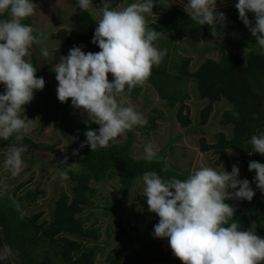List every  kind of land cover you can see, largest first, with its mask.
<instances>
[{
    "label": "trees",
    "instance_id": "16d2710c",
    "mask_svg": "<svg viewBox=\"0 0 264 264\" xmlns=\"http://www.w3.org/2000/svg\"><path fill=\"white\" fill-rule=\"evenodd\" d=\"M73 1L79 3L70 15L72 24L77 26L76 36L66 27L39 31L33 25L27 1L0 0V34H12L17 19L32 36L34 46L30 62L19 63L16 55L23 37L12 34L17 45L0 52V121L6 112H11L0 146L16 149L19 156L33 164L37 161L32 156L35 151H54L66 141V158L61 167L73 182L72 194L66 190L60 192L49 220L42 218L43 211L32 215L25 212V197L34 202L39 194L29 191L26 196L19 195L17 190L24 183L13 191L0 187V264H96L97 255L104 253L105 248L97 242L100 226L90 225L95 220H91L94 212L89 210L95 207L96 183L108 179L117 180L115 189L119 195L103 206L106 215H118V203L132 194L136 182L149 179L161 188L157 212L146 205L136 207L129 216L118 215L116 236L120 238L119 232H122L125 237L120 244L122 255L111 249L106 256L111 264H193L201 259L213 264L238 263V256L230 252V242L222 246L218 255L216 244L214 249L209 248L215 231L218 241L224 233L235 230L242 237L239 244L242 263L264 264V188L260 186L264 187V0H244L191 15L188 22L185 13L174 7L179 22L192 23L191 30L181 32L193 41L212 39L215 35L224 37L213 46L219 51V58L205 57L193 68L191 56H184L178 64L171 62V44L164 39L163 30L154 22H144L148 17L145 11L135 12L131 5L134 0H91L105 20L115 17L121 3L125 4V10H130L132 18L140 19L122 22L121 29L130 31L125 34L129 39L122 49L129 57L109 58L116 69L114 77L124 91L119 90L128 98L137 99L145 86L140 80L141 73L171 108L191 96L192 91L183 85L187 77L191 78L196 97L204 103L200 111L202 124L209 122L216 103L223 102L226 106L228 102L230 106L224 111L223 107L217 108L215 115L223 111L220 121L225 126L233 125V134L230 137L219 133L214 143L203 138L202 150L213 149L219 155L217 164L229 151L244 163L247 173L246 178L241 177L242 189L236 187L232 195L228 194L231 190L228 184L217 191L189 170L182 172L170 166L166 147L148 158L135 157L134 118L122 117L126 138L117 142L104 121L73 114L74 109L88 105L101 107V96L95 90L97 82L90 75L101 59L104 64L108 62L101 57L106 51L101 39L104 25L85 3ZM218 1L222 0L187 2L192 6H207ZM154 2L155 7L158 4L162 8L173 4L169 0ZM125 10H120V20L126 19ZM45 36L58 42L53 51L55 62L66 58L71 49L80 60L65 74L63 94L55 91L54 72L46 63L41 65V58L38 59L34 50L43 49ZM211 48L207 45L202 52ZM164 76L168 77L166 90L160 84ZM153 110L148 114V121L141 123L143 132L158 127L162 114ZM25 116L38 123V132L52 127L60 138L54 144L38 140L26 130ZM177 117L184 127L192 123L189 113L183 114L182 108ZM184 191L199 201L193 209L186 210L184 223L173 226L187 196ZM255 196L260 201L256 198L250 203L248 198Z\"/></svg>",
    "mask_w": 264,
    "mask_h": 264
},
{
    "label": "rangeland",
    "instance_id": "374dc122",
    "mask_svg": "<svg viewBox=\"0 0 264 264\" xmlns=\"http://www.w3.org/2000/svg\"><path fill=\"white\" fill-rule=\"evenodd\" d=\"M22 1H27L33 25L37 30L43 31L44 29L49 28L51 32L66 27L71 35H77V26L72 24L70 20V15L76 10V4L73 0ZM85 1L88 7L94 12V15L104 25L101 39L104 41L103 43L106 51L101 54V57L107 59L108 62L104 64L101 59V61L94 66V70L90 75L91 80L97 82L95 90L101 96V107L99 108L95 105H88L78 110L74 109L72 111L73 114L79 117H88L104 121L107 129L110 131L111 137L117 142H122L126 138L122 117L134 118V125L136 126V142L133 145V155L135 157L148 158L154 153L159 152L163 147H166V159L170 166L176 167L182 172L189 170L191 174L198 175L200 178L209 182L214 189H221L223 183L226 181L224 169L227 160L223 159L221 164H217L216 160L219 159V155L213 152V150L203 152L201 148L203 138L211 143L217 141L219 133H224L228 136L232 135L233 125L225 126L220 121L225 107L227 106L228 108L230 106L228 102H225L227 103L226 106H223V102L216 103L215 111L212 113L209 122L207 124H202L200 111L204 106V103L196 97L195 91L192 89L194 83L191 78L187 77L183 84H186L187 89L192 91L191 96L183 103L178 102L176 106L171 108L168 106L166 100H164L159 92L151 85V82L146 80V76L141 73L140 80L142 82L144 81L145 86L140 89L137 99L128 98L124 92L119 90H123V87L114 77L116 69L111 63L112 60L109 58L122 54V45L120 42L122 39H119L121 38L119 35L123 33V39L129 38L125 37V34L130 31L124 32L121 29L122 22H125L127 19L132 21L137 19L140 21V19H136L135 17L132 18L131 15H128L126 19L120 20L118 16L119 12L126 8L125 4L122 3L116 9L115 17L111 20H105L100 14H98L95 7L90 5V0ZM169 1H172L173 6L163 5L165 10L161 7L162 12L159 10L157 15L152 17L151 21L158 23L157 26L163 30L165 34L164 39H167V43L169 44L170 42L171 44L169 54L171 62L178 64L182 61L184 56H191V68H193L197 66L199 62L203 61L205 57L212 56L214 58H219L220 53L217 49H213V46L220 43L221 39H224V37L220 38L218 35H215L212 39H202L199 42L193 41L191 36L185 35L181 32L183 30H191L193 27L192 23L185 24L179 22L176 13L177 9L174 7H177L179 10L181 9V11L185 13V16L187 17L186 21L188 22L191 20V15L208 13L214 9L223 6H230L244 0H222L215 2L216 4L214 5L210 2L211 4L207 6H191L189 5L190 3H187L188 0ZM165 3L166 2L163 4ZM131 5L135 9V12L139 11L144 13L146 10V6L142 0H136ZM125 11L129 13L128 10ZM179 20H181V18H179ZM149 22L150 21H147L146 24ZM12 34L18 37H23V44H20V51L16 55L17 61L19 63H22L23 61L30 62L32 57L31 50L34 47L32 45V36L22 28L20 23L17 22V19ZM12 34H0V52L5 53L8 49L17 45L18 41L12 37ZM137 34L140 35L141 32H138ZM43 42V49L34 48V50L37 53L38 59L41 58L39 59L41 65H45L46 63L54 72L53 85L55 91L58 94H63L62 87H64L66 83L65 74L73 70L80 60L75 57L74 50L71 49L66 58L60 62H55L53 51L57 47L56 45H58V42L51 40L49 36H45ZM207 45H210L212 48L203 53L202 50ZM124 54V56L129 57L127 53ZM174 80L173 82L176 84L180 83ZM167 83L168 77L164 76L160 84L165 90L168 89L169 86ZM221 107H223V111L218 115H215L216 109ZM181 108L182 113H189L192 120L191 125L188 127L182 126L177 117L179 109ZM140 109L142 110L140 111ZM153 109L161 111L160 113L162 114L158 119V127L155 130L143 132L141 123L146 120L148 121V114L155 112ZM10 113L11 112H6L1 118L0 138H2L3 129ZM119 113L121 116H119ZM23 123L26 130L32 133L40 141L54 144V142L60 138L59 132L55 131L52 127H48L44 131L38 132V123L34 119H29L27 116L24 117ZM66 149V141H63L55 147L54 151H35L32 156L36 158L37 161L31 164L28 160L19 156L16 149L0 146V158H2L0 163V187H7V189L13 191L17 190L16 187L20 183H24V186L18 189L20 190V194L26 196L29 191L37 192L39 194L34 202L30 201L28 197H25V208L28 204L31 205L28 210L26 208L27 214L31 215L39 211H44V218L51 219L55 201L60 192L66 190L68 193L72 194L73 182L61 167L66 158ZM229 155L233 156L234 153L231 152ZM233 164L231 158L233 169L236 170L237 173L239 172V175L240 173H243L242 164L235 166ZM5 171L8 172V175ZM96 186L98 188V194L95 198V207L89 210L90 212H94L91 220L94 219L95 222L90 221L89 223L90 225L94 223L97 227L100 226V238L97 242L101 243L105 248L104 253L97 255L96 264H111L106 259V256L111 252V249H114L122 255L120 244L125 237V234L122 232H119L120 238L116 236V231H118V229H116L118 215L123 214L129 216L131 211L136 207H145L146 205H149L154 213L157 212L160 209L158 193L161 191V188L159 186H154L149 179L136 182L132 186L131 196L118 203L116 209L118 215L115 213L112 215H106L103 206L110 201H114L119 195V192L115 189V186H118V182L117 180L108 179L96 183ZM229 194L232 195V193ZM170 198H174V196ZM198 201V199H193L191 196L187 195L180 206L181 214L177 216V222H174L173 226L177 223H184L187 218L186 210L193 209ZM108 232H110V235H108ZM216 233L217 231L214 233L209 248L214 249V245L216 244L217 249L215 252L216 255H218L222 246L228 241L231 243L230 252L238 256L239 259V262L234 264H243V252L239 248V244L242 240L240 231L235 230L224 233L218 241H216ZM215 262L216 259L214 260V263ZM193 264L213 263L205 262L204 259H201Z\"/></svg>",
    "mask_w": 264,
    "mask_h": 264
},
{
    "label": "clouds",
    "instance_id": "9594fccd",
    "mask_svg": "<svg viewBox=\"0 0 264 264\" xmlns=\"http://www.w3.org/2000/svg\"><path fill=\"white\" fill-rule=\"evenodd\" d=\"M91 1V0H90ZM81 2H83V3H85L86 1L85 0H81ZM188 3V2H187ZM79 3H76V6L78 5ZM86 4V3H85ZM122 4V3H121ZM120 4V5H121ZM87 5V4H86ZM90 5L93 7L94 5L92 4V2L90 3ZM177 5V4H176ZM189 5H191V4H189ZM88 6V5H87ZM192 6V5H191ZM118 8V7H117ZM95 9H96V7H95ZM92 11V10H91ZM97 11V10H96ZM93 12V11H92ZM98 12V11H97ZM94 13V12H93ZM147 13V11H145V14ZM155 13V12H154ZM156 13H158V11L156 12ZM98 14H99V12H98ZM128 16V15H127ZM148 17V19H144V22H147V21H149V20H151L152 19V16L151 15H149V16H147ZM128 20V19H127ZM101 35H103V32H102V34ZM121 38H119V39H122V41H120L121 42V45H122V48H121V50L122 49H124V47H126V42H125V40H127V39H123L122 38V36H123V34L121 33L120 35H119ZM125 37H127V36H125ZM109 38V37H108ZM129 39V38H128ZM102 41H103V39H102ZM104 42V41H103ZM124 42V43H123ZM105 47V46H104ZM124 53H126V52H122V54H119V55H122V56H124L125 54ZM126 57V56H125ZM126 58H128V57H126ZM136 69V68H135ZM224 134V133H223ZM233 134V133H232ZM226 136H228V135H226ZM231 137V136H230ZM218 140V139H217ZM208 142V141H207ZM214 142H216V141H214ZM214 142H211V143H214ZM208 143H210V142H208ZM201 150H202V148H201ZM211 150H213V149H211ZM203 152H208V151H210V149L209 150H206V151H204V150H202ZM213 152H214V150H213ZM231 152H233V151H229L228 153H227V155H226V158H224V159H226L227 161H226V166H225V169H224V176H225V182L223 183V185L224 184H228L229 186H230V188H231V190L229 191V193H233V191L235 190V188L236 187H238L239 189H242V185H243V183H244V181L241 179V177H243V176H245V174L247 173L245 170H244V163L241 161V159H237L235 156H232V155H229V153H231ZM155 154V153H154ZM231 158H232V162L234 163L233 165L235 166V165H240V164H242V167H243V173H240V175H239V172L237 173V171L236 170H234L233 169V167H232V165H231ZM221 163H222V161H221ZM220 163V164H221ZM228 166H230L231 167V170H228L227 171V168H228ZM191 175H193V174H191ZM196 176H198V175H196ZM199 177V176H198ZM200 178V177H199ZM245 178H246V176H245ZM202 179V178H201ZM204 180V179H203ZM103 182V181H102ZM261 186V188L263 189L264 187L262 186V185H260ZM23 187V186H22ZM217 191H220L221 189H216ZM185 193H187V195H189V196H191V194L190 193H188V192H186V191H184ZM228 193V194H229ZM131 196V195H130ZM118 197V196H117ZM192 197V196H191ZM263 197V196H262ZM256 198H258L259 199V201H260V197L259 196H255V197H251V198H248V200L250 201V203L251 202H253ZM126 199V198H125ZM122 201V200H121ZM120 201V202H121ZM119 202V203H120ZM39 212H41V211H39ZM44 212V211H43ZM37 213V212H36ZM34 214V213H33ZM44 214H45V212H44ZM44 214H43V216H42V218H44ZM44 219H47V218H44ZM49 220V219H48Z\"/></svg>",
    "mask_w": 264,
    "mask_h": 264
},
{
    "label": "crops",
    "instance_id": "0c3cea01",
    "mask_svg": "<svg viewBox=\"0 0 264 264\" xmlns=\"http://www.w3.org/2000/svg\"><path fill=\"white\" fill-rule=\"evenodd\" d=\"M136 0H134L133 2H135ZM143 2H144V4H145V6H146V10L145 11H147V13H146V15L147 16H149V15H151L152 17L154 16H156L157 15V13H154L155 11L157 12H159V10L162 12V10H161V6L159 7L158 6V4H157V6L155 7L154 5H155V0H142ZM171 3H172V1H171ZM125 9H127V8H125ZM163 10H165V8L163 7ZM129 11V13H128V15H130V10H128ZM149 21H151V20H149ZM151 22H153V21H151ZM155 23V22H154ZM155 24H158V23H155ZM6 172V171H5ZM6 174L8 175V172H6ZM1 184H2V182H1ZM4 188H7V187H4ZM20 189V188H19ZM17 193L19 194V195H22V194H20V190H17ZM24 202H26V201H24ZM28 202V201H27ZM29 207H31V205L30 204H28L27 206H26V208H27V210H28V208ZM26 208H25V212H26ZM27 213V212H26ZM29 215V214H28ZM32 215V214H31Z\"/></svg>",
    "mask_w": 264,
    "mask_h": 264
}]
</instances>
